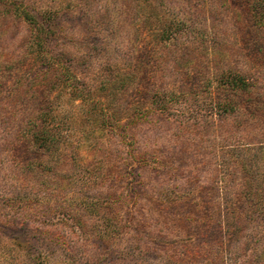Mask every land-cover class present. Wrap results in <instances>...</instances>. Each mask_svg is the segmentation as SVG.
<instances>
[{"label":"rangeland","instance_id":"1","mask_svg":"<svg viewBox=\"0 0 264 264\" xmlns=\"http://www.w3.org/2000/svg\"><path fill=\"white\" fill-rule=\"evenodd\" d=\"M10 1L36 13L39 21L37 12L58 11L49 46L70 59L76 86L132 69L146 55L138 39L140 33L148 35L141 18L144 2ZM153 1L163 16H177L197 36L187 39L190 47L211 49L212 39L219 40L222 45L214 44L212 55L219 64L212 69L239 72L253 83L256 100L264 101V33L258 36L244 26L248 0ZM29 38L25 22H0V264H264L260 113L213 115L210 107H201L203 99L195 103L187 97L167 115L153 112L127 129L113 126V134L94 133L78 116L88 106L80 109L70 88H51L52 74L33 61ZM175 51L176 46L166 48L164 76L157 82L156 74H147L135 100L156 88L184 89ZM192 55V61L208 66ZM196 82L194 76L188 83ZM50 104L56 119L50 130L74 151L79 170L109 154L112 175L82 186V173L70 155H63L52 171L26 167L38 155L20 131ZM100 196L112 211L95 216L80 208L79 200ZM75 214L86 227L83 233ZM100 214L117 223L111 242L96 237L91 227Z\"/></svg>","mask_w":264,"mask_h":264},{"label":"trees","instance_id":"2","mask_svg":"<svg viewBox=\"0 0 264 264\" xmlns=\"http://www.w3.org/2000/svg\"><path fill=\"white\" fill-rule=\"evenodd\" d=\"M136 1L145 3L142 5L143 16L140 17L148 29V35L147 33H140L142 36L138 39L139 46L143 48L146 55L139 57L138 63L132 69L117 72L108 77L100 75L90 85L83 82L82 86H76V79L73 78L71 67L68 64L70 59L65 58L63 53L55 55L52 51V46H49L50 40L54 36V31L51 29L52 18L58 11L43 10L37 12L43 18V21H39L35 15L36 13H32L31 10H28L22 4L16 1L0 0V22L3 19H16L25 22L29 26V46L33 61L50 70L49 75L52 74L49 80L51 88L54 87L62 91L66 87L70 88L73 93L77 92V98L81 102L79 108H83V105L86 104L88 109H81L80 114L73 115V117L78 115L85 122H88L91 132L98 134L106 132V135L111 132L113 134V126H117L119 129H127L129 126L142 122L147 115L153 112L167 115L174 105L184 102L187 97L195 100V103L199 99H203L204 104H198L203 105L201 107L205 109L210 107V113L213 115L214 113L216 115H225L238 110L246 111L249 116H256L257 113H260L264 118V101L256 100L252 89L253 83L250 80L239 72L231 71L230 69L216 71L212 69V67L219 64L217 57H212L216 53L214 44H216L217 48H219L220 44L222 45L219 40L216 42L215 39H212L215 43L211 49L200 45L190 47L187 39L195 40L197 36L186 30L184 21L177 16H163L153 0ZM244 6L248 17L244 26H247L251 33L253 32V34L260 36L264 33V0H248ZM138 7L140 8V4ZM200 37L203 39L201 34ZM172 45L176 46L177 49L173 60L175 59V62L179 64L180 77L185 83L184 89L182 91L177 90L174 93L172 90L156 88L143 95L148 97L142 98V100H135L140 93L135 92V90L139 91L138 89L147 82L150 76H147V74H156L157 82L164 76L163 70L166 66L164 63L169 59L166 48ZM61 46L59 44V48ZM192 54H195L197 58L207 63L208 66L203 67L192 61ZM220 55L222 58L224 57L223 54ZM81 61H84V59ZM149 62H155L156 64L150 66ZM9 67L13 68L12 65ZM194 76L197 78V82L189 84L188 82L192 81ZM151 80L155 81L153 77H151ZM103 95H105V98L102 97L106 101L105 105L102 103L103 100H100ZM238 96L242 97L240 102L238 101ZM95 97L98 100H95ZM127 97H130V99L128 98V102L124 107L123 98ZM206 99H210L211 102L208 103ZM52 108L53 105L50 104L49 110L36 112L27 120L25 127L20 131L21 140L28 141L33 151L37 152L38 155L34 156L26 167L33 170L52 171L51 167L63 155H70L72 157L71 160L77 166V172L80 171L82 173V181L80 183L82 186L89 183L96 185L104 177L112 175L109 161L113 157H110L109 154H101L97 161L87 166H81L82 169L79 170L80 165L76 163L74 151L64 147L62 139L53 135L50 130L52 122L56 120L54 118L55 115L52 114ZM193 110L195 109L193 108ZM259 151L264 152V147ZM74 181L77 182V179ZM79 206L86 214H95V216H98L100 211H112L107 199L102 196L79 200ZM107 217L100 214L99 220L97 218V221L91 224V227L96 237L111 242L113 233L116 231L113 227L117 223H114V217ZM75 219L76 225L83 233V230L86 229L83 221L77 214H75Z\"/></svg>","mask_w":264,"mask_h":264}]
</instances>
